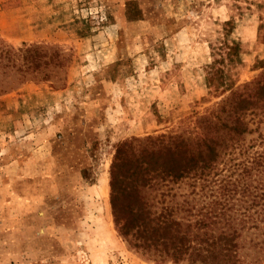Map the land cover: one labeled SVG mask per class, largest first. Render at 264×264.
<instances>
[{
	"label": "rangeland",
	"instance_id": "obj_1",
	"mask_svg": "<svg viewBox=\"0 0 264 264\" xmlns=\"http://www.w3.org/2000/svg\"><path fill=\"white\" fill-rule=\"evenodd\" d=\"M231 27L243 83L262 69L264 0H0L1 38L58 53L49 78L0 94V264H190L119 234L111 167L119 142L216 105Z\"/></svg>",
	"mask_w": 264,
	"mask_h": 264
},
{
	"label": "trees",
	"instance_id": "obj_2",
	"mask_svg": "<svg viewBox=\"0 0 264 264\" xmlns=\"http://www.w3.org/2000/svg\"><path fill=\"white\" fill-rule=\"evenodd\" d=\"M232 31L211 65L222 95L215 106L197 111L193 126L117 145L110 180L116 228L147 255L264 264V60L256 77L237 83L232 70L242 62V42ZM52 51L0 37V94L49 78Z\"/></svg>",
	"mask_w": 264,
	"mask_h": 264
}]
</instances>
